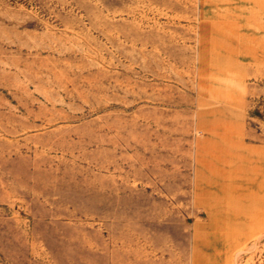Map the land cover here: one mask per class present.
Returning a JSON list of instances; mask_svg holds the SVG:
<instances>
[{"label":"rangeland","instance_id":"374dc122","mask_svg":"<svg viewBox=\"0 0 264 264\" xmlns=\"http://www.w3.org/2000/svg\"><path fill=\"white\" fill-rule=\"evenodd\" d=\"M0 264H264V0H0Z\"/></svg>","mask_w":264,"mask_h":264},{"label":"crops","instance_id":"0c3cea01","mask_svg":"<svg viewBox=\"0 0 264 264\" xmlns=\"http://www.w3.org/2000/svg\"><path fill=\"white\" fill-rule=\"evenodd\" d=\"M235 191H236V189H235ZM237 192V191H236Z\"/></svg>","mask_w":264,"mask_h":264}]
</instances>
